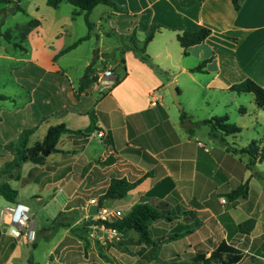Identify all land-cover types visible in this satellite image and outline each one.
Segmentation results:
<instances>
[{"label":"crops","instance_id":"obj_1","mask_svg":"<svg viewBox=\"0 0 264 264\" xmlns=\"http://www.w3.org/2000/svg\"><path fill=\"white\" fill-rule=\"evenodd\" d=\"M22 1H19V6L25 14L39 21V25L26 36V49H15L13 45L9 47L11 42H6L0 37V41L9 43L8 48L18 53L17 59L19 55L21 57V76L15 79L12 77L13 84L21 93V96L14 97L23 98L18 111L32 119L28 128L35 127L34 133L39 132L41 137L49 126L57 124H64L69 129L86 134L85 137L62 134L56 149L65 153H51L37 165L27 161L32 165L27 168L26 176L19 175L18 180H3L8 184L11 181H19L20 188L34 182L43 183L46 190H69L62 206V215L53 227L56 230L44 234V238H51L60 231L57 238L47 247V260L44 264H68L63 261L64 251L60 249L53 255V249L64 236H71L69 232L71 227L94 218L88 215L89 201L83 208H65L93 167L105 172L110 169L109 176L118 175L128 180L148 173V176L127 192L124 198L105 200L103 206L107 208V205L111 204L113 208H108L119 210L122 215L136 203H146L158 209L169 220L161 218L150 223L149 231L153 240L167 235L172 229L174 232L177 231L175 235H183L179 238L185 240L189 249V252L183 253L196 255L205 252L206 257L218 243L227 242L223 240L226 235L224 225L230 222V215L233 213L231 210L238 206L239 199L233 202L226 201L225 205H221L219 199L225 198V194L240 185L243 178H239L232 168L229 153H233L226 148L228 147L226 136L221 135L224 143L219 141L223 146L222 152L219 146L217 147L219 149H215L213 141L217 139L208 136V140L202 138L203 143L197 135L196 127L187 132L180 124L179 116L182 109L178 111L173 109L171 103H162L161 94H156L162 93L163 88L169 84L164 74L161 77L154 74L129 50L120 53L117 50L119 45L116 47L118 60H124L123 68L119 67V73L113 72L114 78L107 81V86L94 82L80 94L79 98H75L72 88L77 85L91 58L84 64L82 74L76 80H71L58 64L64 54L55 61L52 60L63 48L48 51L46 59L41 60L39 52L33 47L30 49L28 44L33 41L42 43L46 36L42 28L48 22L54 25V30L49 35V44L54 43L65 32V25H71L75 15L83 18L82 11L72 6L74 10L70 17L48 19L42 16V13L50 11L51 8L46 5V0L40 2L26 0L25 5L21 3ZM113 1L125 12H115L107 6L109 9H103L106 13L103 21L109 25L112 20L119 17L131 19L124 39L131 35L133 29L139 30L140 22L145 19L146 22L140 27L145 33L151 24L162 25L154 37L167 30L176 40V35L182 31H195L201 27L210 29L209 36L203 42L190 46L186 55L182 54L180 48L183 56L193 53L198 61L209 59L206 63L209 68L204 66L201 72H191L190 69L195 66L173 65L176 71L173 77L174 85L178 86H175L178 88L177 95L182 94L176 80L178 76L186 75L194 79L196 75L208 71L220 79L222 84L215 88L211 83L198 84L197 93L207 89L220 93H234L228 88L246 78L264 88V0H243L237 11L233 9L231 0H123L124 2L120 3L118 0ZM98 6L89 14L91 29L88 31L86 28V33L82 35L88 34V40L94 28L98 30V38L103 35L100 24L96 27L90 20L92 12ZM109 29L111 34L116 33L111 26ZM82 36L76 37L73 42ZM10 49L6 50L0 46V59L13 58L9 53ZM102 54L98 51V61L101 63L106 62ZM31 67L32 71L29 70ZM116 67L118 66L115 63L114 68ZM94 68L98 69V66L94 64ZM116 80H119L117 84ZM7 97L9 99L5 101H9L12 109L16 108L15 99ZM3 102H0V106ZM188 105L186 102L183 106L186 114L191 109ZM36 109L39 111L35 112ZM188 117L189 121H192L190 116ZM3 121L4 115L0 112V129ZM18 134L19 132H16L12 138ZM41 139L37 137L33 144ZM7 142L0 138V158H3L0 165L12 160L10 152L4 148ZM107 159H112L113 162L104 165ZM244 169L247 170L245 164ZM16 192L14 202L24 203L18 200V191ZM50 197H54V193ZM5 202L7 207L13 203ZM117 202L123 204L119 205ZM172 222L174 224L170 227ZM125 234L130 238L137 237L132 231ZM102 235L98 225L89 226L87 233L83 234L84 240L79 242L83 247L85 260L94 255L103 264H108L110 257L121 264L158 262L157 254L154 256L151 246L147 249L151 259H146L147 263H138L139 259L132 249L125 246H119L118 249L108 246L102 240ZM132 242L135 247L139 245L136 239ZM164 246L165 243L159 246L158 251ZM37 247L35 241L28 243L23 238L11 237L6 226L0 223V264H40L35 257ZM170 253L171 251L168 252ZM178 256L174 254V257ZM165 260L167 257L162 262Z\"/></svg>","mask_w":264,"mask_h":264},{"label":"rangeland","instance_id":"obj_2","mask_svg":"<svg viewBox=\"0 0 264 264\" xmlns=\"http://www.w3.org/2000/svg\"><path fill=\"white\" fill-rule=\"evenodd\" d=\"M25 1L26 0H23L21 3L25 5ZM35 1L40 2L41 0ZM118 2L120 3L124 1L118 0ZM12 6L13 3H10L9 5H0V10L2 11L0 13V33L5 31L11 33L12 39L9 47L13 45L15 49H26V37L24 39L22 37L23 29L28 27V25L34 21L39 25V21L29 18L28 15L21 12L11 13L10 8H12ZM49 9L50 11L42 13V16L48 19L51 17L55 20L58 17H70L71 12L74 10L71 5L64 2L60 3L56 8ZM103 9L109 8L104 5H99L92 12L90 17V20L96 27L100 24L103 28L101 31L103 35L98 38V30L94 28L90 33L91 37L89 40L81 42L76 49L64 54L58 61L59 66L65 70L71 80H76L82 74L84 64L92 57L94 49L97 50V59L94 63L98 66V69H96V72H98L97 75L103 70H111L115 74L119 73V67L114 68L115 63L117 66L119 64L116 47L120 45V38L125 36L128 29V22L131 19L119 17L112 20L108 25L103 21L106 17V13H104ZM72 21L73 22L70 26L65 25V32L52 44H49V35L54 30V25L52 22H48L42 28L43 31L46 32V36L43 38L42 43L33 41L28 44V47H30V49L31 47L36 49L40 54L41 60L46 59L48 51L64 48L73 42L76 37L82 36L86 33V26L82 16L75 15ZM145 22L146 19L140 23L144 24ZM141 24L138 28L139 30L135 33V40L138 44H141L145 35V30L140 28ZM110 26L113 31H116V33L111 34V32H109V30H111L109 29ZM34 28L30 29V31ZM170 33L171 32L165 30L161 35L154 37V39L147 45L146 53L151 61L163 70L165 80L168 83L172 82L175 84L173 76L176 74V71L173 65L180 64L192 67L197 66L201 61H198L193 53L183 56L178 43L173 37H171ZM8 44L9 43L0 41V46L5 47L6 50L10 49L8 48ZM98 51L103 53L102 56L106 58V62L101 63L98 61ZM9 53L12 54L11 56H13V58L0 59V94L13 97L17 107L12 109L9 101H4L2 106H0V112H3L4 115L3 126L0 129V138L6 142L9 140L14 141L16 137L14 139L12 137L15 136V133L20 132L24 128L30 127L32 122V119H29L27 115H23L21 111H18L19 104L23 98L14 97L21 96L20 91L12 82V77L15 79L18 78V76H21V57L19 55V59H17L18 53L13 51V49H10ZM208 66V64H205V68L208 69ZM29 70L32 71V67ZM176 80L179 82V87L182 89V94L177 95V101L181 105L182 110L184 104L188 102V106L191 109H189L190 111L187 115L190 116V120L202 121L208 120L212 117L226 115L227 123L234 124L240 129L239 133L226 136L225 141L229 148H246L253 141L255 142V148L257 150L264 146V111L256 106L251 94L242 93L237 95L228 92L220 93L217 90L210 89L201 90L197 93L198 84L205 85L211 83L213 88L221 86L222 83L220 82V79L215 77L209 71L205 74L196 75L194 79L186 75H180ZM167 85L163 88L162 93L156 94H161L160 97L162 98V103H171V105H173L172 107H174L173 109L180 111V109L173 104ZM175 86L178 87L177 85ZM34 111L38 112L39 110L36 109ZM196 128L200 140H202V138L208 140L209 126L199 125ZM37 137H40V139L42 138L39 132H35L29 138L28 146H31V144L33 145V142ZM201 142H203V140ZM213 142L215 143L214 145H216L215 149L220 148L222 152L224 151L223 146L220 145L218 140ZM218 146L219 148H217ZM229 155L232 168L235 169L239 178H243V182H248L250 193L245 201L239 199L238 206L231 210L233 212L230 215L231 220L230 222H226V226L224 225L226 235L224 232L225 238H223V240H226L227 243L233 245L242 252L244 258L240 264H264V161L251 166L252 171H249L244 169V164L248 161L247 155H234L231 153H229ZM2 162L3 158H0V163ZM6 164L7 163H3L0 165V168L3 169ZM31 165L32 164L29 162L22 163L19 169V175L26 176L27 168ZM9 184L12 188L18 191V200L24 202L29 207V216L32 219L36 233L35 243L38 246L35 251V257L40 264H44L47 260V247L57 238L59 235L58 232L60 231L51 238H44V234L45 232L51 233L54 229L56 230V228L53 227L62 215V206L69 190H46L43 183L34 182L29 183L23 188H20L19 181H11ZM52 193H54V197H50ZM34 196H36V198ZM222 200H224V202H222ZM219 201L221 205L226 204L224 197L219 199ZM117 204L121 205L123 202H117ZM107 206L113 208L111 204H108ZM6 207L7 203L2 197H0V211ZM173 224V222L170 223V227H172ZM176 232L171 229L167 235L159 236L154 239V241L159 242V246L164 243L165 246L157 252L158 262L153 264H167L170 262L175 264H194L192 259L195 255L183 253L185 251L189 252V249L187 248L184 239L175 236ZM102 233V240L106 242L108 246L117 247L116 249H118L117 244H120V246L132 249L139 259L138 263H147L148 261L145 262V260L151 259L150 253L147 252L150 245L142 243L135 247V245L132 244V241L135 239L137 240V237L130 238L128 237V234L124 233L121 235L118 242H113L107 240L105 233ZM29 247L32 248L31 246ZM170 251L171 253L168 254ZM174 254H178L179 256L174 257ZM166 257L167 260L162 262Z\"/></svg>","mask_w":264,"mask_h":264},{"label":"trees","instance_id":"obj_3","mask_svg":"<svg viewBox=\"0 0 264 264\" xmlns=\"http://www.w3.org/2000/svg\"><path fill=\"white\" fill-rule=\"evenodd\" d=\"M20 0H0V5H6L13 3L12 8H10L11 13L21 12L24 10L19 6ZM243 0H231L233 9L237 11L240 7V3ZM67 3L73 6L75 9L82 11L84 24L89 31L91 29V23L89 21V14L92 9L97 5H104L110 7L113 11L123 13L125 10L119 7L113 0H46L45 3L51 8H56L60 3ZM2 11L0 10V13ZM37 22H32L28 27L23 29L22 37L23 39L27 36L30 29L36 27ZM162 28L160 24L149 25L141 44H138L135 40L136 29H133L131 35L126 39L120 38V45L117 50L122 53L126 50L132 52L135 58L140 62L148 66L154 74L161 77L164 72L156 66L146 53V47L148 43L153 39L156 32ZM210 29L206 27H201L195 31H182L176 35V41L178 42L180 48L182 49V54H187V49L190 46L199 44L207 38L210 34ZM6 42L11 41V33L5 31L0 33ZM89 35L86 34L78 38L72 44L66 46L59 52H57L52 60L55 61L59 56L69 52L74 49L81 42L88 40ZM97 59V50H93V54L89 64L85 67L81 78L79 79L77 85L72 88L73 95L75 98H79L80 94L84 92L86 88L92 85L97 80L96 69L94 68V63ZM209 59L200 62L197 66L190 69L191 72H201L205 64ZM124 60L120 59L118 67L123 68ZM119 80H116V84ZM229 91L236 94L249 93L253 96L256 106L264 111V88L253 82L252 80L246 78L236 84H232ZM9 97L0 94V102L8 100ZM180 124L187 131L191 132L193 128L199 125H208L209 131L208 136L212 139H217L221 143H224L222 136L235 135L240 132V129L234 124L227 123V117L219 116L212 117L208 120H202L197 122L189 121L187 114L181 110L180 111ZM35 127L22 129L17 135L14 141H9L4 145L5 150L10 152L12 155V160L7 163L3 169H0V196L7 202H14L17 192L11 186L3 181L8 180H18L19 179V169L22 163L30 161L31 158L38 156L43 150H47L48 155L51 153L62 152L56 149V144L62 134H72L80 135L85 137L86 134L81 133L78 130H72L67 128L64 124H57L49 126L40 141L35 142L33 145L28 146V140L30 136L34 133ZM230 152L236 155H247L248 161L245 164V168L252 171L251 166L256 163H261L264 161V146L259 150L255 148V142H251L246 148L236 149L226 147ZM69 152V151H67ZM43 161V160H42ZM42 161L40 163H42ZM113 162L112 159H107L104 165H110ZM110 169L105 171L100 170L97 167H93L91 171L87 174L83 180L81 186L76 190L73 198H71L65 205L66 209L69 208H83L86 206L87 202L96 198L97 205L102 206L105 200H119L125 197L127 192L135 188L143 178L148 176L144 174L139 178H134L128 180L125 177H120L118 175L109 176ZM108 178V179H107ZM249 193L248 182L245 181L238 185L236 188L232 189L230 192L225 194L226 201L233 202L237 199H246ZM166 218V216L160 212L158 209L146 204V203H136L131 206V208L120 218L111 219L108 221H100L96 218L83 221L82 223L75 225L69 229L71 236H64L59 244L53 249L52 254L56 255L60 249L64 251L63 261L68 264H103L94 255H90L89 259L85 260L82 252V245L79 240H84L83 234L87 233L89 226L104 224L105 227L115 228L121 233H126L132 231L136 234L137 244H148L152 247L154 251V256H156L159 249V242L154 241L151 238L149 225L158 219ZM169 220V218H166ZM188 232V231H187ZM176 237H182V234L175 235ZM119 247L120 244H117ZM206 253H196L192 261L194 264H240L243 259L242 252L235 248L233 245L225 241L218 243L206 257ZM100 256V255H99ZM108 264H121L118 260L110 257ZM175 264V263H170Z\"/></svg>","mask_w":264,"mask_h":264},{"label":"built area","instance_id":"obj_4","mask_svg":"<svg viewBox=\"0 0 264 264\" xmlns=\"http://www.w3.org/2000/svg\"><path fill=\"white\" fill-rule=\"evenodd\" d=\"M114 78L111 70H103L97 75V82L107 86L110 79ZM99 136L101 134H98ZM200 145V144H199ZM224 202V200H222ZM89 205L97 206V214L94 218L100 221L118 219L122 216L119 210H111L106 207L98 206L96 199H90ZM0 223L5 225L8 233L15 239L23 238L26 242L35 241L36 233L33 227L32 219L29 216V207L20 202H13L8 207L0 211ZM102 232L105 233L106 239L118 242L122 233L115 228L105 227L103 223L98 225Z\"/></svg>","mask_w":264,"mask_h":264},{"label":"water","instance_id":"obj_5","mask_svg":"<svg viewBox=\"0 0 264 264\" xmlns=\"http://www.w3.org/2000/svg\"><path fill=\"white\" fill-rule=\"evenodd\" d=\"M167 88L169 89L170 91V94H171V97H172V101H173V104L181 110V105L178 103L177 101V88L175 87L174 83H169L167 85ZM48 155L47 153V150H43L38 156L36 157H33L30 159V162L32 164H39L43 159L44 157H46ZM97 214V206L96 205H89L88 207V215L89 217H93Z\"/></svg>","mask_w":264,"mask_h":264}]
</instances>
